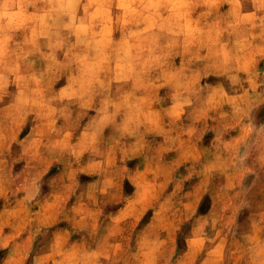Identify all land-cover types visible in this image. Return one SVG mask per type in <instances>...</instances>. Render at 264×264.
I'll return each instance as SVG.
<instances>
[{
  "label": "clouds",
  "instance_id": "9594fccd",
  "mask_svg": "<svg viewBox=\"0 0 264 264\" xmlns=\"http://www.w3.org/2000/svg\"><path fill=\"white\" fill-rule=\"evenodd\" d=\"M0 264H264V0H0Z\"/></svg>",
  "mask_w": 264,
  "mask_h": 264
},
{
  "label": "rangeland",
  "instance_id": "374dc122",
  "mask_svg": "<svg viewBox=\"0 0 264 264\" xmlns=\"http://www.w3.org/2000/svg\"><path fill=\"white\" fill-rule=\"evenodd\" d=\"M126 191H128V192H130L131 191V189L130 188H128L127 186H126ZM207 204H205V205H203L202 206V208H201V211L203 212V211H205L206 210V208H207ZM110 210H115V209H110ZM186 230H187V226H186ZM183 247V244H182V241H181V248Z\"/></svg>",
  "mask_w": 264,
  "mask_h": 264
}]
</instances>
